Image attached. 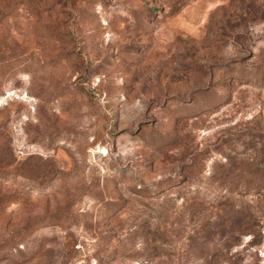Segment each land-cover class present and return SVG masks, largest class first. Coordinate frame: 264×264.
Segmentation results:
<instances>
[{"label": "rangeland", "instance_id": "obj_1", "mask_svg": "<svg viewBox=\"0 0 264 264\" xmlns=\"http://www.w3.org/2000/svg\"><path fill=\"white\" fill-rule=\"evenodd\" d=\"M0 264H264V0H0Z\"/></svg>", "mask_w": 264, "mask_h": 264}]
</instances>
